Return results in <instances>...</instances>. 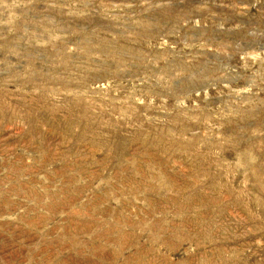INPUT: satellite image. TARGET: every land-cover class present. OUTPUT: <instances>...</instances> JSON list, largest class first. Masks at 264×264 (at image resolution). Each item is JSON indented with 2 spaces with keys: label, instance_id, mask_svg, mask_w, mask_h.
Here are the masks:
<instances>
[{
  "label": "rangeland",
  "instance_id": "1",
  "mask_svg": "<svg viewBox=\"0 0 264 264\" xmlns=\"http://www.w3.org/2000/svg\"><path fill=\"white\" fill-rule=\"evenodd\" d=\"M0 264H264V0H0Z\"/></svg>",
  "mask_w": 264,
  "mask_h": 264
}]
</instances>
